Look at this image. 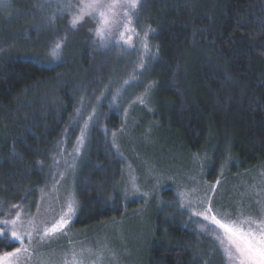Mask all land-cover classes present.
Returning <instances> with one entry per match:
<instances>
[{"label": "trees", "instance_id": "trees-1", "mask_svg": "<svg viewBox=\"0 0 264 264\" xmlns=\"http://www.w3.org/2000/svg\"><path fill=\"white\" fill-rule=\"evenodd\" d=\"M35 6V0H11L3 9L14 12L6 13L7 22L0 9L3 208L37 198L47 181L54 142L74 105L85 99L107 101L113 97L108 83L121 87L136 70L133 59L121 53L91 60L82 36L70 39L60 60L48 58L63 40V21L58 20L57 29L33 30L42 20L33 13ZM132 25L146 54V60L137 61L143 70L135 101L156 102L165 149L195 158L196 176L204 172L206 184L222 177L225 168L237 174L264 164V0H139ZM119 113L98 116L113 127L108 138L101 127L100 133H91L75 189L80 207L74 227L112 222L125 210L127 198L116 192L123 164L114 150L116 137L109 139L110 132L127 124ZM172 189L159 197V228L149 246V264H226L211 235L201 232L200 238L193 232L197 223H185L178 212V220L166 221ZM6 244H0V253L13 248Z\"/></svg>", "mask_w": 264, "mask_h": 264}, {"label": "rangeland", "instance_id": "rangeland-1", "mask_svg": "<svg viewBox=\"0 0 264 264\" xmlns=\"http://www.w3.org/2000/svg\"><path fill=\"white\" fill-rule=\"evenodd\" d=\"M35 1L33 13L38 14L42 20L34 22L33 30L38 32L42 28L46 30L51 27L57 29L58 20L63 21V40L60 42V55L56 60L63 57L67 43L71 42L70 39L82 36L84 52L88 53L91 60L100 57L101 54L113 55L114 59L115 55L121 53L122 57L132 58L130 64L132 68L135 66L137 68L133 69L136 70L132 71L133 73L123 86L120 87V84L115 81L108 83V93L112 92L113 97L107 101L96 98L89 102L85 99L74 105L63 126V131L54 142L50 166L45 168L47 181L38 192L37 198L33 201L26 199L16 202L5 208L0 205V220L14 218L17 209L12 206L21 205L23 207L21 220L27 222L29 218L35 217L37 225L42 227L43 224H50L59 217L62 209L66 208L67 201H75V214L65 230L67 235H58L44 243L34 242L31 245L34 251L26 264H63L65 253H68V258L71 259L72 250L80 253L82 249L85 250L84 264H93V262L95 264H149V246L154 241V231L159 228L155 221L159 215V197L170 187L173 189L170 190V198L165 206L171 213L169 215L171 218L168 217L166 220L168 222L170 219L178 220L179 217L176 214L178 212L185 223L196 225L195 220L200 218L192 216L191 210H200L199 201L207 197L211 198L212 206L222 214L229 213L235 216L242 211L255 216L264 215V164L253 169H240L237 174H231L229 168H225L222 177L217 176L213 182L206 184L207 181L205 182V179L201 177L205 176L204 172L199 177L196 176L200 170L199 162L195 158L180 156L175 151L165 149V145L159 139L161 130L160 124L156 123L158 120L156 102L135 101L138 94L134 90L136 86H139V78L143 70L142 65L137 66V61L146 60L142 38L134 33H126V36L120 39L119 46L110 43L107 47H101L100 41L94 36L95 21L85 17L84 22L73 29L69 26L71 14L65 11L61 15L56 7L57 0ZM10 2L11 0H0L1 13H5L6 22L10 19L6 13H14L3 10ZM71 3L77 5L79 0H71ZM54 14L56 21L50 19ZM128 35L132 38L125 44L124 39H127ZM46 56L52 59L50 53ZM116 88L119 89L114 94ZM128 102L135 104H131L129 108ZM119 111H121L120 119L126 117L127 124L123 130L119 129L116 133V130L110 132L109 139L116 137L113 142L114 150L123 164V175L116 192L123 195V198H127L125 210L120 218L112 222L85 228L74 227L80 207L75 189L86 159L91 133L94 130L100 133L99 127H101V132H105L103 137H106L109 128L113 129V127L107 120L102 122L99 119L102 115L109 119L116 113L120 114ZM150 117H153V120ZM82 131L83 143L78 145ZM77 148H79L78 151ZM217 181L220 182L218 185ZM213 186L215 191H212ZM193 189H195L194 192ZM181 192L189 194L183 208L179 196ZM188 200L194 203L190 205L187 203ZM193 232L202 237L199 228L194 227ZM9 240L10 234L8 239L2 240L0 244L8 245ZM12 244L18 246V242L12 241ZM88 249L92 251L89 252ZM13 250L14 247L10 251ZM207 251L211 255L210 247ZM97 255L102 258L97 259ZM222 258L225 261L223 256Z\"/></svg>", "mask_w": 264, "mask_h": 264}, {"label": "snow or ice", "instance_id": "snow-or-ice-1", "mask_svg": "<svg viewBox=\"0 0 264 264\" xmlns=\"http://www.w3.org/2000/svg\"><path fill=\"white\" fill-rule=\"evenodd\" d=\"M56 7L61 15L65 11L71 14L69 26L73 29L83 23L85 17L95 21L94 36L100 41L101 47H107L110 43L119 46L120 39H114L115 37L124 38L126 33L135 32L132 19L139 8V0H79L77 5H73L71 0H57ZM55 18V14L50 17L51 20ZM131 38V35H128L124 43L127 44ZM60 49L61 43L56 42L50 52L53 58L60 55ZM82 143L83 131L78 145ZM216 183L218 185L220 182ZM192 191L194 192L195 189ZM212 191H215V186ZM188 195L185 192L179 193L182 208ZM187 203L191 205L194 201L188 200ZM199 206L200 210L192 209L191 215L200 218L196 221L200 231L211 235L216 249L221 252L226 264H264V215L255 216L242 211L235 216L229 213L222 214L212 206L210 197L200 200ZM12 207L17 209L14 218L0 220V242L8 239L10 234L9 244L6 246L14 247V250L0 253V264H26L34 251L31 245L34 242L50 241L58 235H67L65 230L75 214V201L69 200L58 218L41 227L37 225L35 217L29 218L27 222L21 220L23 212L21 205ZM12 241L18 242V246L13 245ZM84 251L82 249L77 253L72 250L71 259L68 258V253H65L63 264H84ZM101 258L97 255V259Z\"/></svg>", "mask_w": 264, "mask_h": 264}]
</instances>
